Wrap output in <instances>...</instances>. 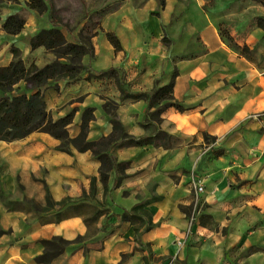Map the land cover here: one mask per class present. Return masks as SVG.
I'll return each mask as SVG.
<instances>
[{"label": "crops", "instance_id": "crops-1", "mask_svg": "<svg viewBox=\"0 0 264 264\" xmlns=\"http://www.w3.org/2000/svg\"><path fill=\"white\" fill-rule=\"evenodd\" d=\"M28 1L14 3L0 21V31L9 36L0 66L14 60L13 46L26 63L38 64L41 54H49L44 47L33 50L30 42L54 25L48 12L39 14ZM15 13L23 15L25 26L9 35L3 24ZM259 18L264 5L253 0L112 3L92 37V55L82 59L86 69L77 81L67 80V113L77 109L69 133L78 135L82 113L91 107L95 119L88 139L110 135L113 124L104 107L110 102L130 135L152 136L147 114L155 108L129 94L168 84L176 70L173 95L185 110L164 109L159 125L176 142L114 145L110 154L126 165H112L104 184L101 161L92 152L59 150L60 140L48 133L0 140V264H169L173 259L171 264H264ZM221 27L237 44L247 45L253 59L233 48ZM61 28L69 42L79 41L81 28L69 35ZM106 33L117 36L121 50ZM112 69L115 76L107 73ZM43 94L50 97L52 89L46 86ZM67 113L61 109L58 118ZM193 179L204 185L203 192L195 190ZM48 192L57 202L53 207L47 206ZM146 202L153 226L137 232L123 214ZM55 237L68 243L47 248L43 241ZM46 251L50 259L39 262Z\"/></svg>", "mask_w": 264, "mask_h": 264}, {"label": "trees", "instance_id": "trees-1", "mask_svg": "<svg viewBox=\"0 0 264 264\" xmlns=\"http://www.w3.org/2000/svg\"><path fill=\"white\" fill-rule=\"evenodd\" d=\"M0 1L14 2L16 0ZM260 1L264 3V0ZM160 4L164 6L165 0H160ZM27 5L39 14L48 12L50 21L54 25L50 29H42L31 38L32 49L44 47L47 51L55 53L57 58L51 63L39 67L35 62L27 64L22 59L20 49L12 47L14 60L7 66H0V92L3 93L0 97V140L13 142L22 140L34 132L48 133L60 140L59 150L71 153L72 148H75L80 152H92L101 161V181L106 184L109 176L108 170L112 165L116 167L126 165L117 163L115 158L110 154V150L114 145L158 144L152 140V136L137 138L130 135L118 119L115 105L110 102H106L104 107L111 115L113 131L110 135L104 136L99 140L88 139L90 123L95 119L94 108L87 107L83 111L80 132L74 137L70 135L69 127L74 122L77 109H72L65 116L58 119L53 117L52 113L47 109L43 89L50 81L80 78L86 69L82 64L83 57L92 55L93 53L92 40L91 43L80 39L77 43L69 42L61 28H65V26L53 18L51 14L52 5L46 0H29ZM258 24L264 27V18H259ZM24 26L25 19L15 13L6 18L3 29L9 35H17L23 30ZM220 31L221 36L233 48L245 57L253 59V52L247 45L241 46L237 44L226 29L221 27ZM95 35L96 33L93 36ZM106 35L117 51L122 49L121 43L115 34L106 33ZM61 58H66L68 61L63 62L60 60ZM107 73L116 75L114 69ZM177 74L178 71L175 70L168 84L152 92L129 94L133 98L148 100L149 108H155V110L149 111L147 114L150 124L159 122L158 119H161L162 112L168 107H175L179 111L185 110V107L176 101L173 95ZM20 83L25 84V93H15L17 88H20ZM29 90H33L34 92L28 95ZM155 199L157 198L155 197ZM56 204L57 202L53 200L48 192L47 206L53 207ZM147 205L148 202L140 203L130 212L123 214V220L133 224L137 232L143 226H145L146 230H149L153 226ZM182 209L189 213L187 208L182 207ZM56 242L68 243V241L58 237L43 241L47 248ZM49 259L50 254L48 251L37 258L39 262H46Z\"/></svg>", "mask_w": 264, "mask_h": 264}, {"label": "rangeland", "instance_id": "rangeland-1", "mask_svg": "<svg viewBox=\"0 0 264 264\" xmlns=\"http://www.w3.org/2000/svg\"><path fill=\"white\" fill-rule=\"evenodd\" d=\"M52 5V16L60 24L65 25L67 30L65 32L69 35L73 31H80L77 33L80 40L91 43L93 35L101 29L100 17L104 11L109 9L112 3L117 4L122 0H49ZM136 4L143 3L144 0H134ZM262 3L260 0H253ZM19 0L14 2L11 1H0V21L3 20L8 9L13 8L14 3H18ZM264 5V3H262ZM25 14V13H24ZM23 17V15H20ZM24 18V17H23ZM48 19V17H46ZM1 30V29H0ZM9 36L3 35L0 31V50L3 49L4 45H7V38ZM12 51V50H11ZM36 51L35 54H37ZM57 58V55L53 52L49 54L44 53L40 55L39 67L45 64L51 63ZM63 62H67L66 58L60 59ZM30 64V60L27 62ZM79 78L75 79H60L50 81L46 86L52 89V95L50 97L45 96L47 109L50 110L54 118H58V113L63 109L67 113V80L69 82H75ZM69 84V83H68ZM26 90L24 85L17 88L15 93H25ZM3 93L0 92V97ZM11 96V94H9ZM81 98H78L79 100ZM63 114V113H62ZM159 122H154L148 126V131L152 135V140L157 144L165 142H176L177 137L169 135L167 132L160 130V124L162 119H158ZM167 134V135H165ZM62 244L61 242H56Z\"/></svg>", "mask_w": 264, "mask_h": 264}, {"label": "built area", "instance_id": "built-area-1", "mask_svg": "<svg viewBox=\"0 0 264 264\" xmlns=\"http://www.w3.org/2000/svg\"><path fill=\"white\" fill-rule=\"evenodd\" d=\"M192 185L194 186L195 190L199 193V192H203L204 191V185L202 183H198V181H196V179L192 180ZM193 220V218H192ZM181 244V243H180ZM174 259L171 260L169 262V264L173 263Z\"/></svg>", "mask_w": 264, "mask_h": 264}]
</instances>
